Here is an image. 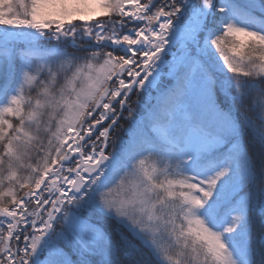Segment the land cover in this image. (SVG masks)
Here are the masks:
<instances>
[{
    "label": "snow or ice",
    "instance_id": "1",
    "mask_svg": "<svg viewBox=\"0 0 264 264\" xmlns=\"http://www.w3.org/2000/svg\"><path fill=\"white\" fill-rule=\"evenodd\" d=\"M0 80V264H264V0H0Z\"/></svg>",
    "mask_w": 264,
    "mask_h": 264
},
{
    "label": "rangeland",
    "instance_id": "2",
    "mask_svg": "<svg viewBox=\"0 0 264 264\" xmlns=\"http://www.w3.org/2000/svg\"><path fill=\"white\" fill-rule=\"evenodd\" d=\"M142 2H143V0H142ZM116 54L117 55H119V54H121V52L119 51V50H117V52H116ZM169 59H170V57H169ZM168 83V79H167V77H165L162 81H161V87L163 88L164 87V85H166ZM155 93V92H154ZM135 97L134 98H131V100L129 101L130 103H132V106L133 107H137V105L135 104V101H136V99H137V96H136V94H133ZM144 96H142V97H140V100H141V102H143L144 101ZM124 115H127V111H125V113H124ZM120 125H124L125 127L127 126V124H126V121H124V122H122V121H120ZM119 129H121V127H117L116 128V130H115V132H117ZM124 133V132H123ZM123 134L121 133H119V136H122ZM114 132L112 133V137H113V139H114Z\"/></svg>",
    "mask_w": 264,
    "mask_h": 264
},
{
    "label": "trees",
    "instance_id": "3",
    "mask_svg": "<svg viewBox=\"0 0 264 264\" xmlns=\"http://www.w3.org/2000/svg\"><path fill=\"white\" fill-rule=\"evenodd\" d=\"M85 43V46H89V42H84ZM71 50V49H70ZM103 50H105V51H108V50H111V49H108V48H105V49H103ZM122 54V53H121ZM0 83H3V81L2 80H0ZM33 95H34V93H33ZM153 95H155V93L153 92ZM143 96V95H142ZM141 96V97H142ZM135 96L134 95H132V97L131 98H134ZM131 98H130V100H131ZM143 99H145V97L143 98ZM122 122H124V120H121ZM13 123H16V121L14 120L13 121ZM126 124H127V122H126ZM119 133L121 134H123L122 136H124L125 135V133H123V130H122V128L121 129H119L117 132H115L114 131V139L117 137V136H119ZM0 151H2V149H0ZM254 159H256L255 158V156H254ZM257 163H258V161H257ZM57 227L59 228V225H57Z\"/></svg>",
    "mask_w": 264,
    "mask_h": 264
}]
</instances>
